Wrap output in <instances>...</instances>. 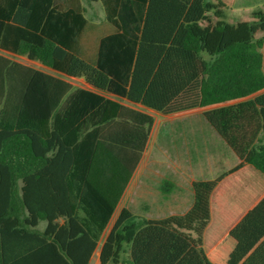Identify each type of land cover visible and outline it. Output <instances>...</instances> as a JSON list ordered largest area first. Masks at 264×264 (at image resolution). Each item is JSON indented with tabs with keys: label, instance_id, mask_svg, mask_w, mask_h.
I'll return each instance as SVG.
<instances>
[{
	"label": "trees",
	"instance_id": "trees-1",
	"mask_svg": "<svg viewBox=\"0 0 264 264\" xmlns=\"http://www.w3.org/2000/svg\"><path fill=\"white\" fill-rule=\"evenodd\" d=\"M88 1L101 2L104 22L80 0H0V264L90 263L154 126L130 105L163 114L226 105L204 116L242 161L229 173L246 163L264 174V9L230 24L236 0ZM216 183H194L185 216L123 208L99 264H213L185 231L200 237Z\"/></svg>",
	"mask_w": 264,
	"mask_h": 264
},
{
	"label": "crops",
	"instance_id": "crops-1",
	"mask_svg": "<svg viewBox=\"0 0 264 264\" xmlns=\"http://www.w3.org/2000/svg\"><path fill=\"white\" fill-rule=\"evenodd\" d=\"M55 4L65 7V3H58L57 0H55ZM1 53L18 61L17 56ZM18 58L26 59L37 66L18 62L67 81L77 88L92 89L83 79L70 78L25 57ZM74 80L78 81V84ZM106 96L114 100L118 99L109 94ZM238 102L241 101L227 105ZM130 106L152 115L156 122L153 110L146 109L142 105ZM223 106L226 105L211 106L206 108V111ZM160 114L165 117V121L181 120L183 117L179 113ZM185 117L192 121L195 115L188 113L185 114ZM203 118L206 120L204 114ZM188 126L185 133L191 137H195L199 131H202L196 124L190 123ZM206 128L208 129V138L206 139L205 159L198 158L197 160L191 150L190 143L187 142L186 144L190 148L187 147L182 153L176 150L175 154L169 156L164 162L165 168L171 171L168 174H172V176L165 175L158 182L144 178L135 188L132 178L125 194L130 187V194L132 192L134 195L141 194L143 200L150 203L145 209L144 215L138 217L162 220L169 217L185 216L192 209L195 201L193 188L195 182L217 181L209 197L208 219L200 237L193 230L185 232L190 233L193 239L198 238L197 247L210 257L213 264H264V174L246 163H243V167L236 172L229 173L242 164L241 159L212 126L211 128L206 126ZM259 139L264 143V132L260 134ZM154 206H157L155 207L157 209H154ZM45 227L46 222L43 221L38 229L43 231ZM104 239L102 238L91 258L92 260L97 254L96 264L99 263L100 248Z\"/></svg>",
	"mask_w": 264,
	"mask_h": 264
},
{
	"label": "rangeland",
	"instance_id": "rangeland-1",
	"mask_svg": "<svg viewBox=\"0 0 264 264\" xmlns=\"http://www.w3.org/2000/svg\"><path fill=\"white\" fill-rule=\"evenodd\" d=\"M57 2H63L64 4L65 2H68V0H57ZM80 2L86 8V15L89 19L98 23L105 21V13L101 2H89L88 0H80ZM260 9H264V0H236L233 8L226 10V21L230 24L253 21V12ZM260 36L261 35H258V37ZM16 59L29 65L37 66L34 63H30L26 59L18 57H16ZM74 82L78 84V81L74 80ZM206 110V108H196L178 112L179 114H182L183 117H181V120L176 121H165V117L163 115L153 112L156 117V122L151 132L147 150L145 151L144 157L134 174V188L137 187V185L141 183L144 178L158 182L160 178L165 175L172 176V174H168L171 171L170 169L165 168L164 162L169 156H173L176 150L181 153L184 152L186 148L189 147L187 146L188 144H186L187 142L190 143L191 150H193L197 160L198 158L205 159L207 152L206 139L208 138V129L206 126L211 128V125L203 118V114ZM188 113L195 115V117H193L194 120L189 121L185 117V114ZM190 123L196 124L198 128L202 130L199 131L195 137H191L188 133H185ZM185 134L187 135L185 136ZM155 203L157 205V202ZM149 204V202L143 200L141 194L134 195L133 192L130 194L129 187L128 192L125 194L116 210L111 224L105 231L103 238L107 236L109 230H111L110 228L112 224H114L117 216L123 208H127L131 210L133 214L141 216L144 215L145 209ZM155 207L157 206H154V209H157ZM97 260L98 256L96 254L90 264H96Z\"/></svg>",
	"mask_w": 264,
	"mask_h": 264
}]
</instances>
